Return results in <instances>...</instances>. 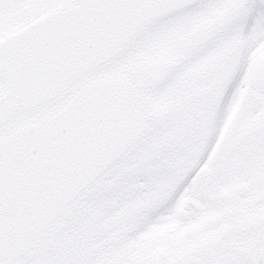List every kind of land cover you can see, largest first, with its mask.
<instances>
[{
    "label": "rangeland",
    "instance_id": "obj_1",
    "mask_svg": "<svg viewBox=\"0 0 264 264\" xmlns=\"http://www.w3.org/2000/svg\"><path fill=\"white\" fill-rule=\"evenodd\" d=\"M221 8L202 16L196 27ZM238 25L233 22L225 32L236 36ZM250 31V55L243 59L235 46L226 51L225 33L215 47L193 59L191 54L180 56L168 42L173 33L145 51L144 43L151 38L146 27L118 62L115 58L93 72L90 78L126 76L134 81L150 61L174 64L163 87L147 85L142 90L143 109L158 115L145 134L154 137L153 143L137 158L138 142L61 219L59 230L43 244L53 261L202 264L234 255L230 248L218 250L219 245L228 247L236 234L248 233L247 221L264 209V153L257 155L264 107L250 108L253 97H264L255 87L257 70L264 67V55H255L264 52V17L257 18ZM4 87L6 81L0 90ZM230 87L231 99L225 102ZM66 98L47 107L57 109ZM40 111L17 115L7 132L23 120L36 119ZM163 122L168 126L160 128ZM253 221L264 226V218ZM253 242L252 247L255 237Z\"/></svg>",
    "mask_w": 264,
    "mask_h": 264
},
{
    "label": "water",
    "instance_id": "obj_2",
    "mask_svg": "<svg viewBox=\"0 0 264 264\" xmlns=\"http://www.w3.org/2000/svg\"><path fill=\"white\" fill-rule=\"evenodd\" d=\"M247 3L233 0L198 32L211 38ZM155 19L142 9L73 7L36 21L47 29L9 69L7 88L0 92L5 118L71 96L56 111L45 109L37 122L23 121L5 136L12 166L10 232L20 231L27 244L43 243L82 193L147 132L148 120L157 118L138 106L140 88L147 82L160 86L173 68L168 61L148 63L143 73L152 77L135 83L124 76L87 79Z\"/></svg>",
    "mask_w": 264,
    "mask_h": 264
},
{
    "label": "snow or ice",
    "instance_id": "obj_3",
    "mask_svg": "<svg viewBox=\"0 0 264 264\" xmlns=\"http://www.w3.org/2000/svg\"><path fill=\"white\" fill-rule=\"evenodd\" d=\"M227 4L228 0H0V85L6 81L13 63L20 58L21 54L29 53L33 42L46 31L47 25L36 23V21L50 10L73 7L96 10L111 7L118 10L142 9L145 12L154 13L155 21L147 25L151 38L144 43V50L147 51L158 41L167 40L169 34L173 33L174 38L168 42L174 44L177 51L191 52L195 59L206 54L208 49L215 47L221 34L209 38L207 32L193 33V29L202 16ZM247 7L251 9L247 18L249 25L254 24L257 18L264 17V0H248ZM28 25H31V28L24 30ZM228 30H231V26ZM189 33L192 35L184 39L183 37ZM114 62H118V58ZM144 75L150 79L153 73L145 72ZM166 83L167 81L162 82L161 87ZM255 87L264 93V67L257 70ZM232 91L233 87H230L225 92V102L230 101ZM261 107H264V97H253L250 108L258 110ZM9 124L10 121L5 118L3 97L0 95V264H79L78 261L67 258H56L53 261L46 254L42 242L34 245L27 244L20 231L15 234L10 232V219L6 209L12 191L10 182L12 166L8 160L5 142ZM166 126L168 122L159 125L160 128ZM257 136L259 138L257 155L259 156L264 153V128L258 130ZM153 141L154 137L151 135L141 138L140 149L136 152L137 158ZM197 171L199 167L178 187L177 194L191 182L192 176ZM248 235L255 236V246L227 257L223 264H264V226H258L251 233H243L237 239L245 240ZM202 264H210V262L203 261Z\"/></svg>",
    "mask_w": 264,
    "mask_h": 264
},
{
    "label": "flooded vegetation",
    "instance_id": "obj_4",
    "mask_svg": "<svg viewBox=\"0 0 264 264\" xmlns=\"http://www.w3.org/2000/svg\"><path fill=\"white\" fill-rule=\"evenodd\" d=\"M250 11H249V7H246L239 15V17L235 20L239 22V25L237 26V35L234 36L233 34H230L229 32L226 33L225 31L229 28V26L235 22L233 21L228 27H226L220 34L225 33L226 35L224 36V43L227 46L226 51L231 52L232 49H230V46H235L237 48V52L239 57H241L244 53H245V37L246 35L249 33V24L247 23V18L250 15ZM217 14V13H216ZM215 13L213 15H211L212 17H214L216 15ZM210 17V18H212ZM232 36L235 37V40L232 39ZM234 41V45L232 44V42ZM229 46V48H228ZM260 45H257L254 49L259 48ZM255 55L258 57L259 55H264V52H262L261 50H258L257 52H255Z\"/></svg>",
    "mask_w": 264,
    "mask_h": 264
},
{
    "label": "bare ground",
    "instance_id": "obj_5",
    "mask_svg": "<svg viewBox=\"0 0 264 264\" xmlns=\"http://www.w3.org/2000/svg\"><path fill=\"white\" fill-rule=\"evenodd\" d=\"M263 205H264V201H263ZM264 218V209L260 210L259 215H256L255 217H251L248 221H247V226H248V233L253 232L254 229H256L258 226L256 225V223H254V219L258 220V219H263ZM235 230V229H234ZM238 233L242 232L240 229L235 230ZM241 234H236L235 238L230 241V243L226 246L228 247H224V245H219L218 250L220 249H226V248H230L234 254H236L237 252H241V251H245L247 249H250L253 245V238L255 236L253 235H248L247 239L244 240V244L241 246L240 241L241 239H237L238 236H240ZM224 242H222L221 244H223ZM226 256V255H225ZM224 256V257H225ZM214 257H217V255H215ZM223 257V258H224ZM216 261L211 262L210 264H223V260L218 261L217 263H215Z\"/></svg>",
    "mask_w": 264,
    "mask_h": 264
}]
</instances>
